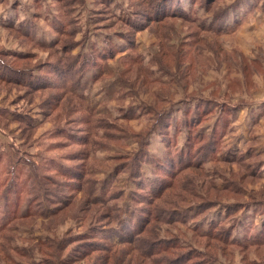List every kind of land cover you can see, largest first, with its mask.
<instances>
[{
	"label": "rangeland",
	"instance_id": "1",
	"mask_svg": "<svg viewBox=\"0 0 264 264\" xmlns=\"http://www.w3.org/2000/svg\"><path fill=\"white\" fill-rule=\"evenodd\" d=\"M263 13L0 0V264H264Z\"/></svg>",
	"mask_w": 264,
	"mask_h": 264
},
{
	"label": "crops",
	"instance_id": "2",
	"mask_svg": "<svg viewBox=\"0 0 264 264\" xmlns=\"http://www.w3.org/2000/svg\"><path fill=\"white\" fill-rule=\"evenodd\" d=\"M230 14H231V13H230ZM263 16H264V13H263ZM260 22H262L261 19H260ZM263 22H264V20H263Z\"/></svg>",
	"mask_w": 264,
	"mask_h": 264
},
{
	"label": "trees",
	"instance_id": "3",
	"mask_svg": "<svg viewBox=\"0 0 264 264\" xmlns=\"http://www.w3.org/2000/svg\"><path fill=\"white\" fill-rule=\"evenodd\" d=\"M218 19H220V17Z\"/></svg>",
	"mask_w": 264,
	"mask_h": 264
}]
</instances>
